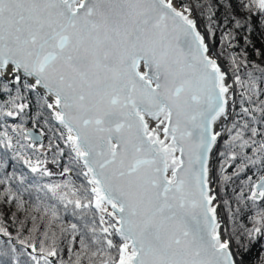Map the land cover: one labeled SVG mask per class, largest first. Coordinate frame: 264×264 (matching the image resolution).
Here are the masks:
<instances>
[{
	"label": "snow or ice",
	"instance_id": "obj_1",
	"mask_svg": "<svg viewBox=\"0 0 264 264\" xmlns=\"http://www.w3.org/2000/svg\"><path fill=\"white\" fill-rule=\"evenodd\" d=\"M0 237V264H264V0H0Z\"/></svg>",
	"mask_w": 264,
	"mask_h": 264
},
{
	"label": "trees",
	"instance_id": "obj_2",
	"mask_svg": "<svg viewBox=\"0 0 264 264\" xmlns=\"http://www.w3.org/2000/svg\"><path fill=\"white\" fill-rule=\"evenodd\" d=\"M27 128H31V124H26L25 125ZM35 131V130H34ZM47 141L45 140V143H46ZM0 239H3L2 237H0Z\"/></svg>",
	"mask_w": 264,
	"mask_h": 264
}]
</instances>
